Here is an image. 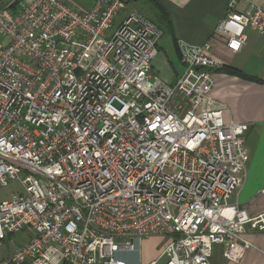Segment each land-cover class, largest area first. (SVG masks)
I'll list each match as a JSON object with an SVG mask.
<instances>
[{
    "label": "built area",
    "instance_id": "1",
    "mask_svg": "<svg viewBox=\"0 0 264 264\" xmlns=\"http://www.w3.org/2000/svg\"><path fill=\"white\" fill-rule=\"evenodd\" d=\"M247 1L214 29L233 50L264 34ZM130 3L0 9V187H23L0 199V264H127L118 253L152 236L167 243L150 264H213L217 245L238 262L247 229L264 232V213L233 201L250 126L214 100L211 43L180 40L168 83L152 73L163 30Z\"/></svg>",
    "mask_w": 264,
    "mask_h": 264
},
{
    "label": "crops",
    "instance_id": "2",
    "mask_svg": "<svg viewBox=\"0 0 264 264\" xmlns=\"http://www.w3.org/2000/svg\"><path fill=\"white\" fill-rule=\"evenodd\" d=\"M19 0H0V9L16 10ZM27 2L31 0H26ZM71 5L87 10L93 0H67ZM169 10L175 29L176 41L172 36L174 57L170 58L162 43L153 67H159L158 74L166 82L174 83L183 73L179 42L211 43L209 55L221 61L223 66L236 68L243 73L257 77L263 82L244 79L223 70H214L216 80L213 97L218 103L227 105L224 110L226 121L235 120L249 124L246 134L248 161L244 180L233 201L246 208L252 215L264 213V34L252 28L246 29L247 41L240 50L227 45V39L216 35L214 29L227 12L228 0H160ZM256 6L264 7V0H248L243 5L246 12H253ZM165 53L166 56L162 55ZM162 56V58L160 57ZM178 59L179 62L173 60ZM160 64V65H159ZM245 237L253 246L238 262L223 256L222 246H215L213 264H264V232L247 229ZM147 239V238H146ZM136 242L132 251L119 252L118 256L127 264H150L143 250L146 240Z\"/></svg>",
    "mask_w": 264,
    "mask_h": 264
},
{
    "label": "rangeland",
    "instance_id": "3",
    "mask_svg": "<svg viewBox=\"0 0 264 264\" xmlns=\"http://www.w3.org/2000/svg\"><path fill=\"white\" fill-rule=\"evenodd\" d=\"M130 8L137 9L144 13L147 17L156 20L154 13L150 10V6L145 0H134L130 3ZM2 35L0 34V39H2ZM172 36L169 33H165L161 39V42L166 50L167 55L172 58L174 57V48L172 43ZM162 55L166 56L165 53ZM162 58V56H160ZM176 62H179L178 59L174 58ZM182 60V58H181ZM156 59L154 60V62ZM183 61V60H182ZM160 65V64H159ZM159 67L155 65L152 68L153 75L160 74L158 72ZM23 190V187L19 182H12L6 187H0V199H7L11 198L13 194L19 193ZM22 235L20 233L13 236V239L17 242L21 241ZM167 240L165 237L162 236H152L147 238L143 243V250L148 255L149 261H153L158 258L161 254L163 248L165 247ZM11 249V248H10ZM161 264V263H160Z\"/></svg>",
    "mask_w": 264,
    "mask_h": 264
},
{
    "label": "trees",
    "instance_id": "4",
    "mask_svg": "<svg viewBox=\"0 0 264 264\" xmlns=\"http://www.w3.org/2000/svg\"><path fill=\"white\" fill-rule=\"evenodd\" d=\"M145 1L148 3V5L150 6V10L154 13L156 17V20L152 18L150 19L154 21L163 30L164 34L165 33L171 34L176 41L177 39L175 37L174 22L166 6L160 0H145ZM216 70H223L225 72L238 75L247 80L263 82L261 79L257 77L249 76L236 68L223 66L222 68Z\"/></svg>",
    "mask_w": 264,
    "mask_h": 264
}]
</instances>
